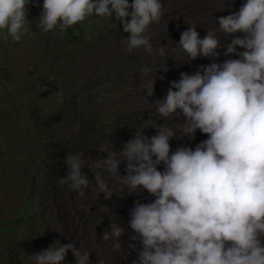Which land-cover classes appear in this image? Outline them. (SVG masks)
I'll use <instances>...</instances> for the list:
<instances>
[{
  "label": "clouds",
  "instance_id": "obj_1",
  "mask_svg": "<svg viewBox=\"0 0 264 264\" xmlns=\"http://www.w3.org/2000/svg\"><path fill=\"white\" fill-rule=\"evenodd\" d=\"M31 2L0 0L5 39L21 40ZM93 15L114 17L123 25L130 36L122 43L130 53L143 48L151 54L147 32L164 13L160 0H43L40 27L63 32ZM218 23L225 35L242 34L226 46V55L240 59L181 73L166 97L153 104L165 119L181 113L186 117L179 124L182 136L195 139L199 130L208 139L195 150L181 146L173 152L170 140L176 128L163 126L151 138L138 130L119 153L110 150L111 144L101 145L104 159L86 161L83 153L66 157L69 172L62 182L81 198L90 183L82 171L85 166L104 169L129 194L146 191L155 198L151 203L137 201L130 213L129 226L136 233L132 239L143 245L140 264H264V0H246ZM178 46L194 61L217 58L221 43L211 31L201 39L191 27L181 33ZM159 54L165 55L163 48ZM143 87L147 97L155 95V83ZM122 163L127 175L120 174ZM161 165L163 172L158 170ZM95 182L106 198L112 197L113 189L99 172ZM123 232L112 222L102 240H113L111 247L118 251ZM69 252L77 264H90V253L73 243L56 242L29 259L32 264H64Z\"/></svg>",
  "mask_w": 264,
  "mask_h": 264
},
{
  "label": "rangeland",
  "instance_id": "obj_2",
  "mask_svg": "<svg viewBox=\"0 0 264 264\" xmlns=\"http://www.w3.org/2000/svg\"><path fill=\"white\" fill-rule=\"evenodd\" d=\"M160 2L164 15L147 32L153 45L151 54L143 48L130 53L122 43L130 33L124 32L115 18L95 21L92 17L80 26L79 37L68 42L64 31L44 32L40 27L43 0H32L28 5L27 30L20 41L11 36L5 39L0 32V227L17 217L22 220L0 229V253L4 256L5 249H12L13 241L21 245L23 238L32 245L14 255L19 264H32L31 255L56 242L73 243L90 253V264H140L143 245L132 239L136 233L129 226L130 213L137 201L151 203L155 198L146 191L129 194L110 173L87 166L82 171L90 183L81 198L78 191L62 182L69 172L66 157L83 153L86 161L104 159L107 154L98 150L101 145L111 144L110 150L119 153L138 130L151 138L163 126L176 128L177 135L170 140L173 152L187 147L193 139L179 133V124L185 123L186 117L181 113L165 119L156 113L153 104L166 97L171 82L178 81L181 73L194 74L213 62L240 59L226 55V46L242 34L221 33L218 21L238 12L246 0ZM191 27H196L201 39L208 31L218 36L221 47L217 58H187L178 44L181 33ZM160 48L164 56L159 54ZM53 50L66 52L70 64H65L60 73L71 78H55L58 70L47 53ZM237 51L244 49L238 47ZM51 80L47 94L44 84ZM148 82L155 83L152 97H147L143 87ZM71 101L81 103L84 110L92 105L98 120L96 131L91 130L90 120L81 123L75 119ZM62 112L67 114L60 119ZM146 121L152 124L145 127ZM46 147L49 150L43 154ZM158 170L163 172L164 166ZM96 172L113 189L111 198L99 191ZM120 174L127 175L124 163ZM112 222L124 230L118 251L111 247L113 240H102ZM64 264H77L71 252Z\"/></svg>",
  "mask_w": 264,
  "mask_h": 264
},
{
  "label": "trees",
  "instance_id": "obj_3",
  "mask_svg": "<svg viewBox=\"0 0 264 264\" xmlns=\"http://www.w3.org/2000/svg\"><path fill=\"white\" fill-rule=\"evenodd\" d=\"M92 17L94 18L95 21L102 20V18H106V19H109V20L114 18V17H97L95 15H93ZM92 17H89L83 23H78L77 25L66 29L64 31L65 32L64 38L66 39V41L68 42V41H73L74 39H77L79 37V35H80V26L82 24H85L86 21H88ZM47 53H48V56H49L48 60H51L53 67L55 66V69L58 70V71L55 72V78L57 80L59 78H61V79H69V78H71L70 75L67 74V73L66 74L60 73V71L63 69V66L65 64H67V65L70 64L68 61L66 62V58H67L66 52L58 53L57 50H53V51H48ZM162 71L164 72L165 70L163 69ZM52 82L53 81L51 80V81L45 82V84H44V86L48 87V88H46V93L47 94H50V90H51L50 85L52 84ZM95 97H99V96L95 95ZM63 101H66L65 97L63 98ZM64 103H67V102H64ZM70 103L73 104L72 105V110L74 112L75 119L78 120L81 123L84 120H87V121L90 120V123L92 125L91 130L92 131H96L98 120H97L96 114L94 112H92V110H91L92 105L90 107H88L86 110H84V108H83L81 103L72 102V101ZM66 114H67V112L60 113V119L63 117V115H66ZM46 143H48V142H46ZM45 150L46 151L49 150V147H46V149H44L43 154L45 153ZM48 159L50 160L51 158L48 157ZM21 221L22 220H21L20 217L14 218L8 224L4 225L3 227H0V229L3 230L5 228H7V226L9 224H16V223H19ZM38 222L40 223L41 221L39 220ZM30 223H32V222H30ZM43 226H44V224H43ZM30 228H31V226H30ZM14 237L15 236H13V238ZM21 239H22V244L21 245L19 244L20 242L18 240L17 241H13V243H11L12 244V249L10 250V249L7 248V249L4 250L5 256L3 255V252L0 253V264H19L14 259V255H20L21 253H23L25 251L26 247L29 248L30 245H32L31 241L25 240V242H24L23 238H21Z\"/></svg>",
  "mask_w": 264,
  "mask_h": 264
},
{
  "label": "water",
  "instance_id": "obj_4",
  "mask_svg": "<svg viewBox=\"0 0 264 264\" xmlns=\"http://www.w3.org/2000/svg\"><path fill=\"white\" fill-rule=\"evenodd\" d=\"M209 137L203 133H201L199 130H197L195 139H193L187 147H191L193 150H195L196 146L200 144L202 141L208 139Z\"/></svg>",
  "mask_w": 264,
  "mask_h": 264
}]
</instances>
